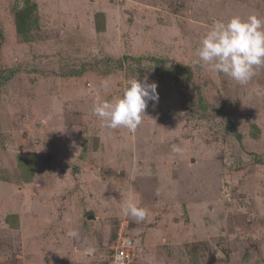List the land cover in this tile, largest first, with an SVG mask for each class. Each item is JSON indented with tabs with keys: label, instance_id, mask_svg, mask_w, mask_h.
<instances>
[{
	"label": "rangeland",
	"instance_id": "374dc122",
	"mask_svg": "<svg viewBox=\"0 0 264 264\" xmlns=\"http://www.w3.org/2000/svg\"><path fill=\"white\" fill-rule=\"evenodd\" d=\"M252 14L264 0H0V264H107L120 230L135 264H264V67L240 85L194 54ZM136 75L158 103L102 128L93 104Z\"/></svg>",
	"mask_w": 264,
	"mask_h": 264
},
{
	"label": "clouds",
	"instance_id": "9594fccd",
	"mask_svg": "<svg viewBox=\"0 0 264 264\" xmlns=\"http://www.w3.org/2000/svg\"><path fill=\"white\" fill-rule=\"evenodd\" d=\"M196 64L228 76L240 85H246L264 67V18L257 14L243 18L234 15L227 21L215 20L195 49ZM105 88L108 85L105 83ZM157 83L148 78H131L122 95L93 104V114L101 127L109 130L126 128L135 132L142 123L149 102L158 103ZM174 151L180 149L174 148ZM121 213L135 222H143L148 210L140 206L129 192L121 204ZM70 239L80 240L78 229L67 232ZM91 251V249H89Z\"/></svg>",
	"mask_w": 264,
	"mask_h": 264
},
{
	"label": "built area",
	"instance_id": "2783aa9c",
	"mask_svg": "<svg viewBox=\"0 0 264 264\" xmlns=\"http://www.w3.org/2000/svg\"><path fill=\"white\" fill-rule=\"evenodd\" d=\"M135 249V243L120 230L113 245L110 246L111 255L107 264H135Z\"/></svg>",
	"mask_w": 264,
	"mask_h": 264
},
{
	"label": "trees",
	"instance_id": "16d2710c",
	"mask_svg": "<svg viewBox=\"0 0 264 264\" xmlns=\"http://www.w3.org/2000/svg\"><path fill=\"white\" fill-rule=\"evenodd\" d=\"M31 11V8H28L27 6V10L26 11H20L17 13L16 15V26L18 29L19 34H23V32L26 30V28H24L26 26V24H28V20H29V13ZM1 76H0V85H1Z\"/></svg>",
	"mask_w": 264,
	"mask_h": 264
},
{
	"label": "water",
	"instance_id": "95a60500",
	"mask_svg": "<svg viewBox=\"0 0 264 264\" xmlns=\"http://www.w3.org/2000/svg\"><path fill=\"white\" fill-rule=\"evenodd\" d=\"M93 218V216H89V218L88 219H92Z\"/></svg>",
	"mask_w": 264,
	"mask_h": 264
}]
</instances>
